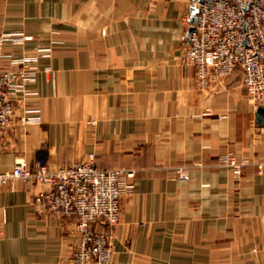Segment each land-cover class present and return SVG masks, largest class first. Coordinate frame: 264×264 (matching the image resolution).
I'll return each instance as SVG.
<instances>
[{
	"label": "crops",
	"instance_id": "1",
	"mask_svg": "<svg viewBox=\"0 0 264 264\" xmlns=\"http://www.w3.org/2000/svg\"><path fill=\"white\" fill-rule=\"evenodd\" d=\"M196 3L0 0V38H29L5 40L1 65L37 56L0 132V172L19 161L54 170L89 152L99 169L133 171L112 264H264V122L239 69L201 89L182 61ZM33 109L39 122L24 124ZM223 154L249 160L239 177L218 163ZM43 188L3 187L0 264H72L74 222L35 210Z\"/></svg>",
	"mask_w": 264,
	"mask_h": 264
},
{
	"label": "built area",
	"instance_id": "2",
	"mask_svg": "<svg viewBox=\"0 0 264 264\" xmlns=\"http://www.w3.org/2000/svg\"><path fill=\"white\" fill-rule=\"evenodd\" d=\"M195 1L196 12L187 31L182 61L193 66L201 89L239 69L247 99L264 108V0ZM14 36L1 37L0 47L5 40L19 47L29 39ZM36 60L37 56L15 59L13 63L20 66L16 70L0 63V132L11 123L15 92L34 79ZM24 113V124L39 122L37 109ZM218 163L239 177L249 160L223 154ZM259 166L261 169L264 163ZM175 174L180 180L188 178L183 167L175 168ZM15 180L44 187L32 199L38 213L73 220L78 243L72 264H112L111 232L119 223L123 198L133 192V171L120 167L99 169L95 154L89 152L83 159L54 170L44 162L32 167L23 161L16 162L12 169L0 172V194L5 185ZM4 223L5 212L0 206V238ZM95 224L105 226L107 231L95 228Z\"/></svg>",
	"mask_w": 264,
	"mask_h": 264
},
{
	"label": "water",
	"instance_id": "3",
	"mask_svg": "<svg viewBox=\"0 0 264 264\" xmlns=\"http://www.w3.org/2000/svg\"><path fill=\"white\" fill-rule=\"evenodd\" d=\"M205 0H200V3H203ZM257 120L259 122H264V108L262 106H259L257 108Z\"/></svg>",
	"mask_w": 264,
	"mask_h": 264
}]
</instances>
